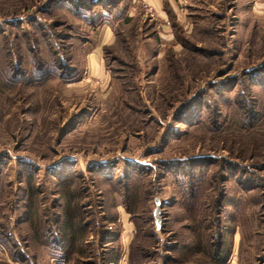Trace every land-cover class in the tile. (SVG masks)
I'll return each mask as SVG.
<instances>
[{
  "label": "rangeland",
  "instance_id": "rangeland-1",
  "mask_svg": "<svg viewBox=\"0 0 264 264\" xmlns=\"http://www.w3.org/2000/svg\"><path fill=\"white\" fill-rule=\"evenodd\" d=\"M0 264H264V0H0Z\"/></svg>",
  "mask_w": 264,
  "mask_h": 264
},
{
  "label": "crops",
  "instance_id": "crops-1",
  "mask_svg": "<svg viewBox=\"0 0 264 264\" xmlns=\"http://www.w3.org/2000/svg\"><path fill=\"white\" fill-rule=\"evenodd\" d=\"M151 4L156 8L157 11L162 10V6L165 2L170 4L171 0H150Z\"/></svg>",
  "mask_w": 264,
  "mask_h": 264
}]
</instances>
